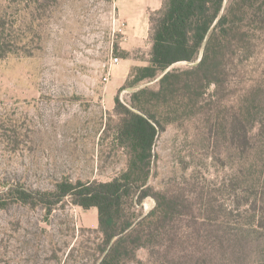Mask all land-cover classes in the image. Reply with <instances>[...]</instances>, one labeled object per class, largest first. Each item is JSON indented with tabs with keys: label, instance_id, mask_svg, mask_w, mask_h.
I'll list each match as a JSON object with an SVG mask.
<instances>
[{
	"label": "rangeland",
	"instance_id": "1",
	"mask_svg": "<svg viewBox=\"0 0 264 264\" xmlns=\"http://www.w3.org/2000/svg\"><path fill=\"white\" fill-rule=\"evenodd\" d=\"M163 2L0 0V264L101 263L96 209L67 199L48 210L5 194L13 186L52 192L65 180L106 182L127 168L115 101L127 105L145 87L123 88L132 68L147 65L149 12ZM263 75L261 52L158 133L149 184L185 197L187 234H207L208 242L180 246L170 261L141 250L130 264H185L181 257L197 250L207 264L214 249H236L227 264H264ZM154 205L147 199L138 212Z\"/></svg>",
	"mask_w": 264,
	"mask_h": 264
},
{
	"label": "trees",
	"instance_id": "2",
	"mask_svg": "<svg viewBox=\"0 0 264 264\" xmlns=\"http://www.w3.org/2000/svg\"><path fill=\"white\" fill-rule=\"evenodd\" d=\"M149 20L147 65L132 68L123 88L145 87L135 91L127 105L119 98L115 101L120 117L116 141L128 151L127 168L106 182L65 180L52 192L13 186L5 194L7 199L48 210L67 199L85 211L96 209V231L102 237L100 264H130L146 249L170 261L174 249L208 242L207 234L204 238L196 236L198 231L187 234L190 204L185 197L150 186L152 148L167 122L191 114L210 86L222 88L241 66L264 53V0H164L160 9L149 12ZM181 63L188 67L174 68ZM154 81L157 89L146 86ZM257 86L251 93L260 89ZM260 121L264 135V118ZM246 136L245 131L244 142ZM147 199L154 200L153 208L146 214L138 212ZM219 244L222 240L215 247ZM235 253L236 249L225 254L214 249L208 263L227 264V255ZM199 255L197 250L181 259L185 264H204Z\"/></svg>",
	"mask_w": 264,
	"mask_h": 264
},
{
	"label": "crops",
	"instance_id": "3",
	"mask_svg": "<svg viewBox=\"0 0 264 264\" xmlns=\"http://www.w3.org/2000/svg\"><path fill=\"white\" fill-rule=\"evenodd\" d=\"M151 4V3H150ZM154 4V3H153ZM157 5V6H156ZM156 5L154 4V6H156V8H155V10H158V9H160L161 8V5L160 6H158V3H156Z\"/></svg>",
	"mask_w": 264,
	"mask_h": 264
},
{
	"label": "built area",
	"instance_id": "4",
	"mask_svg": "<svg viewBox=\"0 0 264 264\" xmlns=\"http://www.w3.org/2000/svg\"><path fill=\"white\" fill-rule=\"evenodd\" d=\"M118 61H119L118 58L112 60L113 63H118Z\"/></svg>",
	"mask_w": 264,
	"mask_h": 264
}]
</instances>
